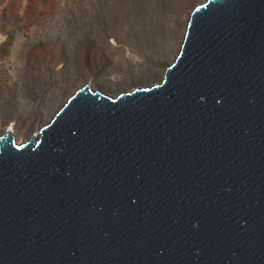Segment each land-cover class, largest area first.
I'll use <instances>...</instances> for the list:
<instances>
[{
	"label": "water",
	"instance_id": "obj_1",
	"mask_svg": "<svg viewBox=\"0 0 264 264\" xmlns=\"http://www.w3.org/2000/svg\"><path fill=\"white\" fill-rule=\"evenodd\" d=\"M0 264H264V0L194 7L156 84L5 130Z\"/></svg>",
	"mask_w": 264,
	"mask_h": 264
},
{
	"label": "rangeland",
	"instance_id": "obj_2",
	"mask_svg": "<svg viewBox=\"0 0 264 264\" xmlns=\"http://www.w3.org/2000/svg\"><path fill=\"white\" fill-rule=\"evenodd\" d=\"M182 1L188 6L194 0ZM179 3V0H125L118 11L109 6L101 7L89 25H79L64 17L61 23L47 31L52 42L35 47L32 59L36 64L44 61L46 64L57 65L60 47L63 49L65 71L61 74V80L66 88L62 97H66L92 71L98 72V82L103 86L114 80L139 85L151 74L158 76L163 64L177 47L180 31L172 33L170 18L177 14ZM30 6H34L41 16L49 15L57 9V6H52L51 0H7L0 5L4 17L1 20L4 21L12 11H24ZM21 21L31 31L30 34H38V17L26 22L23 16ZM110 32L119 37L123 50H101V38ZM126 50L135 60L125 55ZM107 58L110 59L109 65L105 67ZM79 67L82 77L79 75ZM37 98L33 91L26 88L0 86V125L19 119L34 105ZM56 101L54 97L47 101L46 113L53 110ZM44 120L45 115L41 118L42 122Z\"/></svg>",
	"mask_w": 264,
	"mask_h": 264
},
{
	"label": "bare ground",
	"instance_id": "obj_3",
	"mask_svg": "<svg viewBox=\"0 0 264 264\" xmlns=\"http://www.w3.org/2000/svg\"><path fill=\"white\" fill-rule=\"evenodd\" d=\"M5 1L7 0H0V5ZM17 1L19 2V0ZM124 1L125 0H51L52 6H57V9L49 15L41 16V13H39L34 6H30L24 11L22 9L12 11L11 14L7 15L4 21L1 20L3 16L0 12V86H10L18 89L26 88L33 91L38 97L34 105L20 116L19 119L1 124L0 135L5 130L12 131L18 145L25 143L33 137L38 138L39 131L43 128L45 122L48 123L50 121L52 116L64 105L71 94L73 95L79 88L86 84H89L93 89L100 88L102 92L113 95L122 89H133L135 87L153 85L162 80L164 70L168 64L171 63L181 46L191 9L194 6L196 7L202 4L204 2L203 0L190 1L191 3L189 2L190 4H187L188 6H185L184 2L179 0L180 3L178 4L177 14L170 18L172 33L180 31L177 47L169 60L163 64L161 72L157 70L160 74L156 77L151 74L146 78L147 80L139 85L136 83L114 80L109 85L103 86L98 82V72L92 71L90 75L76 84V86L67 93L66 97H62V93L66 88L61 80V74L65 71L63 63L65 54L63 49L60 47L57 65L46 64L44 61L40 64H36L32 59L35 47H40L48 42H52L47 31L61 23L64 17L71 19L72 22L79 25H89L101 7L109 6L115 11H118L123 7ZM182 11H184L183 15ZM23 16L26 22H30L37 17L40 19L38 34H30L31 31L28 30L23 21H21ZM114 20H116V15ZM100 45L102 51L124 49L119 37L112 32L103 35ZM125 55L132 58L129 52L127 53V50ZM106 60L105 67L109 65L110 59L107 58ZM78 71L79 75L82 77L83 73L81 67H79ZM73 91L75 92L73 93ZM53 97L57 99L55 107L52 111L46 113V103ZM44 115L45 120L42 122L41 118Z\"/></svg>",
	"mask_w": 264,
	"mask_h": 264
}]
</instances>
